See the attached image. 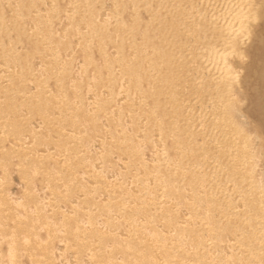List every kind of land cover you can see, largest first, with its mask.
<instances>
[{
    "label": "bare ground",
    "instance_id": "bare-ground-1",
    "mask_svg": "<svg viewBox=\"0 0 264 264\" xmlns=\"http://www.w3.org/2000/svg\"><path fill=\"white\" fill-rule=\"evenodd\" d=\"M208 1L0 0V264H264V0Z\"/></svg>",
    "mask_w": 264,
    "mask_h": 264
},
{
    "label": "rangeland",
    "instance_id": "rangeland-1",
    "mask_svg": "<svg viewBox=\"0 0 264 264\" xmlns=\"http://www.w3.org/2000/svg\"><path fill=\"white\" fill-rule=\"evenodd\" d=\"M208 2L209 3H207L205 5L206 9L208 8V10H211L212 12H215V16L213 18H214V20L216 22H219V23L224 21L223 17L228 16V14L232 13L233 10H234V3H235V1H232V3H230V0H209ZM190 44L193 45V41H190ZM195 81L198 84L199 81H201V79L199 81H198V79L197 80L195 79ZM192 95H194V94H192ZM192 95H190L191 97H189V99L191 100L189 102L192 105H195V107H197L201 103V102L198 103L200 99L196 95L195 96L197 98H195V96H192ZM194 102H196V104Z\"/></svg>",
    "mask_w": 264,
    "mask_h": 264
}]
</instances>
